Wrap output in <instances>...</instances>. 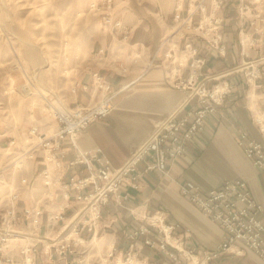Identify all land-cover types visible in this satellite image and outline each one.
I'll list each match as a JSON object with an SVG mask.
<instances>
[{"label": "crops", "instance_id": "0c3cea01", "mask_svg": "<svg viewBox=\"0 0 264 264\" xmlns=\"http://www.w3.org/2000/svg\"><path fill=\"white\" fill-rule=\"evenodd\" d=\"M127 1L129 7L123 12V20L131 28L130 37L122 40L121 34L99 27L91 46L96 52L89 62L90 66L75 80L79 83L77 91L69 92L70 106L89 104L100 99L104 93H100V89L93 84L92 73L98 70L111 82L114 92L111 112L91 123L79 135L77 142L84 149L100 146L114 167L123 164L163 119L180 108L191 106L187 88L177 81L169 82L165 74L166 65L171 60L164 58L163 52L169 47L164 41L175 30L177 0ZM202 1L209 10L211 0ZM243 5L248 8L241 12ZM181 12L184 16L189 14L188 0H183ZM202 14L195 9L193 20L197 21ZM217 15L222 18L220 30L226 46L224 55L194 32L173 38L174 56L183 61L178 75L186 77L189 73L190 57L183 48L192 41L198 48V55L207 57L202 72L222 74L232 84L225 102L207 117L204 130L188 143L186 152L171 160L164 173L147 170L145 161H140L135 180L138 187L131 184V178L125 179L120 192L128 193V198L120 203L112 195L102 207L101 219L93 231L85 228L80 219L75 220L74 213L79 206L75 196L72 194L68 201L63 200L58 190L53 209L59 210L62 202L65 219L49 218L45 210L35 233L11 240L8 251L13 256V264H21L23 255L18 249L27 241L36 244L32 264H104L102 258H107V264H121L119 261L125 260L129 251L153 264H170L163 252L144 243L146 236H158L155 228L139 238L131 237L132 230L147 224L156 210H162L166 222L176 226L174 232L180 235L186 248L198 253L216 251L222 241L223 230L182 195L181 186L187 183L197 184L209 191L225 179H245L253 196L263 206L264 219V166L255 164L238 143L243 129L251 138L264 142L253 117L264 109V61L259 66L261 73L255 81L249 83L244 72L247 61L264 56V0H223ZM169 28L173 31L168 32ZM139 48L144 51L147 60H153L151 66L144 73L133 66L123 74L119 66L130 65L131 54ZM214 81L211 79L207 83ZM63 148L67 150L65 161L75 156L76 150L70 143L64 144ZM39 159L32 161V167L25 172L31 178L43 166L37 163ZM3 168L0 167V173ZM4 170L6 181L0 182V190L5 194L19 183V179L16 175L18 170L11 173ZM67 172L70 175L79 173V170L69 169ZM42 189V183L38 182L34 191L39 193ZM30 202L29 192L23 191L18 201V214L22 220L21 229L28 233L30 229L25 223L23 208ZM82 240L92 245L87 248ZM207 264H264V260L246 247L241 255L222 252Z\"/></svg>", "mask_w": 264, "mask_h": 264}, {"label": "built area", "instance_id": "2783aa9c", "mask_svg": "<svg viewBox=\"0 0 264 264\" xmlns=\"http://www.w3.org/2000/svg\"><path fill=\"white\" fill-rule=\"evenodd\" d=\"M182 2L183 0H177L174 14L176 27L165 38L164 43L169 47L163 55L164 58L171 60L166 65L167 80L177 81L187 88L191 106L187 109L180 108L163 119L149 138L133 150L121 166L114 167L100 146L84 149L77 142L79 135L91 123L106 117L112 110L114 97L112 84L98 70L94 71L93 84L100 89V93L104 92L100 99L89 104L68 105L61 109L55 105L51 114L55 118L56 126L50 134L42 131L38 124L30 127V133L34 138L22 154L30 162L40 157L37 163L43 166L32 178L27 174H21L19 183L12 190L4 195L0 194V264H13V256L8 251L11 240L25 238L35 233L40 227L41 216L45 210L49 218L65 219L63 213L65 206L62 202L59 210L53 209L57 202L58 190L63 200L68 201L72 194L75 196L79 203L74 213L75 220L80 219L85 228L95 230L101 218L102 207L112 194L120 203L128 198V193L120 192L122 182L131 178V184L138 187L135 180L140 161H145L147 170L166 172L168 163L186 152L188 143L204 130L207 117L225 102L232 90V84L222 77V74L202 72L207 57L198 55V48L192 41L187 42L183 48L190 57L189 73L186 77L178 75L183 61L174 56L173 42L175 36L182 37L188 32H194L206 39L219 54L224 55L226 46L220 30L222 18L217 15L223 0H211L209 10L202 0H188L187 16H182ZM247 8V5H243L240 11L243 12ZM195 9L203 12L197 21L192 17ZM89 10L99 17L104 30L121 34L122 40L130 37V28L125 25L121 14L117 12L115 0H92ZM258 16L260 17V13ZM152 61L147 60L144 51L139 48L131 54L130 65L121 64L119 68L123 74L128 73L133 66L144 73L151 66ZM263 61L264 56L244 64L245 76L249 83L260 76L259 66ZM211 79L215 81L208 84L207 81ZM78 85L79 83L75 81L70 91L75 93ZM253 117L264 138V109L259 110V114ZM14 142V139L11 140V143ZM66 143H70L76 150L75 156L67 161H65L67 150L63 148ZM238 143L255 164L264 166V142L251 138L248 131L243 129L239 134ZM15 151L10 149L9 152ZM31 167L32 165H27L25 162L18 170L26 171ZM69 169H78L79 173L68 175ZM5 181L4 173L1 172L0 182L5 183ZM38 182L42 183L43 189L35 193ZM87 186L90 187L84 190ZM25 190L29 192L31 200L30 204L23 208L29 233L21 229L22 220L18 214V200ZM181 193L222 228L223 238L216 251L198 253L186 248L180 235L174 232L176 226L166 222L162 210H156L147 224H141L132 230L131 237L139 238L155 228L158 236H146L144 243L150 248H157L163 252L170 260V264H207L222 252L241 255L246 247L254 250L264 260L263 206L253 196L247 180L225 179L217 188L209 191L203 190L197 184L187 183L181 186ZM18 250L23 255L21 264L33 263L36 244L27 241L22 243ZM135 257L136 253L129 251L124 262L143 261V259L136 260ZM143 264L153 263L144 260Z\"/></svg>", "mask_w": 264, "mask_h": 264}, {"label": "rangeland", "instance_id": "374dc122", "mask_svg": "<svg viewBox=\"0 0 264 264\" xmlns=\"http://www.w3.org/2000/svg\"><path fill=\"white\" fill-rule=\"evenodd\" d=\"M91 1L0 0V167L4 166V176V169L11 173L25 162L32 165L22 154L34 138L27 129L38 124L51 133L56 126L52 108L69 105L75 80L90 66L96 52L91 46L102 27L89 10ZM115 1L123 19L128 1ZM10 149L16 151L10 153ZM25 172L18 170V179ZM81 243L87 248L92 245ZM106 259L102 258L104 264ZM119 262L143 264L144 260Z\"/></svg>", "mask_w": 264, "mask_h": 264}, {"label": "bare ground", "instance_id": "6f19581e", "mask_svg": "<svg viewBox=\"0 0 264 264\" xmlns=\"http://www.w3.org/2000/svg\"><path fill=\"white\" fill-rule=\"evenodd\" d=\"M174 29H175V28H174ZM171 31H173V28H172V29H171V28L168 29V32H171ZM49 55H50V54H49ZM50 56H51V55H50ZM48 59H49V58H48ZM50 61H51V60H50ZM52 62H53V61H52ZM64 71H65V70H64ZM66 72H67V71H66ZM66 72H65V73H66ZM67 78H68V77H67ZM188 108H189V107H188ZM60 109H61V108H60ZM55 122H56V121H55ZM32 125H33V124H32ZM30 127H31V126H30ZM30 127H29V128L27 129V131H26L27 134H31V133H30ZM52 131H53V130H52ZM44 132H45V131H44ZM46 133H47V132H46ZM47 134H50V133H47ZM3 195H4V194H3Z\"/></svg>", "mask_w": 264, "mask_h": 264}]
</instances>
